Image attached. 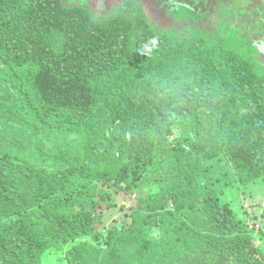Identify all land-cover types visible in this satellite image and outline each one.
Here are the masks:
<instances>
[{
    "label": "trees",
    "instance_id": "obj_1",
    "mask_svg": "<svg viewBox=\"0 0 264 264\" xmlns=\"http://www.w3.org/2000/svg\"><path fill=\"white\" fill-rule=\"evenodd\" d=\"M262 180L264 0H0V264H264Z\"/></svg>",
    "mask_w": 264,
    "mask_h": 264
},
{
    "label": "rangeland",
    "instance_id": "obj_2",
    "mask_svg": "<svg viewBox=\"0 0 264 264\" xmlns=\"http://www.w3.org/2000/svg\"><path fill=\"white\" fill-rule=\"evenodd\" d=\"M156 11L157 10L151 12L155 14L154 18L159 20L160 17H162V15L158 14ZM166 18L167 21L165 19L163 20L165 21V23H163V21H160V23L163 24L165 28L170 26L171 27L179 26L178 24L175 23V21H173L174 20L173 17L172 18L166 17ZM237 195H239L238 197L239 200L237 202H233V208L235 209V211H237L238 214L241 215L244 213V209L246 208L251 210L256 215L262 213L263 219H261L260 222L257 221L255 224H253L251 221H249L252 227L261 228L262 225H264V180L258 181L255 184L250 185L249 187L248 186L240 187V190H238ZM131 197L133 198L135 197V195L132 194ZM125 198L126 197L122 194H119L117 197L118 200L117 209L120 213L127 211L131 206V200L127 199L124 203L125 207L124 208L120 207V203H122L121 202L122 199L125 200ZM113 217H117V214ZM257 241L258 243L261 242L260 238H258ZM65 249L66 247L63 249V251ZM59 252L60 251H56V249L51 250V255H48L46 259L42 262V264H56L57 258L60 254Z\"/></svg>",
    "mask_w": 264,
    "mask_h": 264
},
{
    "label": "clouds",
    "instance_id": "obj_3",
    "mask_svg": "<svg viewBox=\"0 0 264 264\" xmlns=\"http://www.w3.org/2000/svg\"><path fill=\"white\" fill-rule=\"evenodd\" d=\"M153 43H155V41H153Z\"/></svg>",
    "mask_w": 264,
    "mask_h": 264
}]
</instances>
